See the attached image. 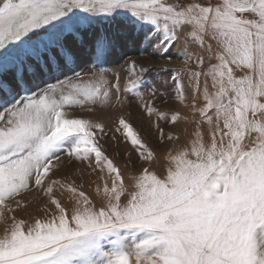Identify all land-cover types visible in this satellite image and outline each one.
Instances as JSON below:
<instances>
[{
  "label": "snow or ice",
  "instance_id": "snow-or-ice-1",
  "mask_svg": "<svg viewBox=\"0 0 264 264\" xmlns=\"http://www.w3.org/2000/svg\"><path fill=\"white\" fill-rule=\"evenodd\" d=\"M186 28L200 51H183L182 69H164L166 91L198 114L196 130L161 165L120 117L116 131L144 162L129 190L100 144L105 125L64 109L120 102V74L110 81L103 65L130 44L168 56ZM86 63L98 69L88 79L76 71ZM126 64L123 92L136 95L149 122L155 117L162 143L182 117L156 105L155 85L145 99L150 67ZM0 105V219L10 220L0 264H264V0H0ZM62 152L81 163L94 157L89 167L107 171L106 202L97 207L75 181L54 178ZM58 185L77 197L70 212ZM34 191L56 213L31 223L5 217L25 211Z\"/></svg>",
  "mask_w": 264,
  "mask_h": 264
},
{
  "label": "rangeland",
  "instance_id": "rangeland-1",
  "mask_svg": "<svg viewBox=\"0 0 264 264\" xmlns=\"http://www.w3.org/2000/svg\"><path fill=\"white\" fill-rule=\"evenodd\" d=\"M168 3L186 5L191 2L204 3L206 0H167ZM80 16H85L87 14L79 12ZM125 16L129 15L127 12L124 13ZM98 19V18H93ZM149 25H144L143 31L147 32ZM186 28L184 31L180 32V39L176 46L171 49L168 56H157L148 57L147 54H142L137 50L134 45H129L123 54H118L113 62L103 65L104 68L108 70V79L114 82L113 73L120 74V85H121V95L120 102H117L115 98L112 99L109 105H92L86 104L84 106L72 105L66 106L64 111L67 113L69 118H84L93 120L96 122H101L105 125V134L100 140L102 149L105 155L112 159L114 164L121 170L122 175L125 178V184L129 186L131 190V177L137 174L140 169L141 164L144 162L137 158V154L133 146L126 141L124 133L116 131L118 126V120L123 117L128 122H130L134 130L139 133L142 139L149 145L150 148L156 153V157L161 165L167 163V154L169 151H175L185 145L194 134L196 130V124L192 121L199 119L198 114H194L190 107H185L181 105L178 101H174L172 96L166 91L171 87L172 81L169 77V72L164 69H182L184 67L183 51L187 50L189 53L195 54L200 51L196 43L191 41V37L186 36ZM155 35V33H153ZM188 41L185 43V41ZM130 59H135L138 64L143 63L145 66L150 67L151 71L145 77L146 83L141 89L144 93L145 99H149V86L155 85L159 92L155 103L158 107L165 110H176L179 111L182 119L177 122L175 126L169 124L165 127V140L160 142L158 138V133L153 127L155 122V117H153L152 122H149L143 109L139 106V101L134 93L123 92V87L125 82L129 79L127 74V64L126 61ZM191 67V62L189 63ZM83 69V70H82ZM80 72L84 79H88L91 73L98 71V69L90 64L86 63L80 68L76 69ZM71 77L72 73H68ZM60 80H64L63 75L59 76ZM166 82V83H165ZM187 85V80H184ZM57 80L55 78H48L47 84H56ZM47 85L41 83L40 87L44 88ZM35 90V89H34ZM67 92V90H65ZM160 93H164L161 95ZM30 92H25L23 95H30ZM167 100V103H163ZM199 106V105H198ZM91 108L92 111L88 109ZM3 110V105H0V111ZM162 127H164V122L160 121ZM207 125H201V130L206 131ZM171 132L173 135V140L168 141L166 136L167 133ZM205 141L207 142V136H205ZM56 163V161H54ZM95 167L94 157L81 163L74 159H70L65 153L60 154V167L55 173L56 179H60L64 183H71L75 181V186L78 190L84 191L85 194L92 200L93 204L97 207L101 203L106 202V197L103 193L104 182L107 181L109 186H111V176L108 175L107 171L101 172L99 169L93 171ZM103 177V179L101 178ZM99 189V192L97 191ZM122 197V201L126 198ZM28 200L25 201L27 208L25 211L17 210L15 213L5 212V217L10 215H17L18 217H23L32 222V218H46L56 213L54 205H48L46 199L42 197V194L37 192L26 194ZM57 196L61 199L64 206H66L71 211V208L75 206L77 197L71 192L64 188L57 186ZM31 201V203H28ZM15 207V205H13ZM10 224V220L0 219V235H3L5 227Z\"/></svg>",
  "mask_w": 264,
  "mask_h": 264
}]
</instances>
